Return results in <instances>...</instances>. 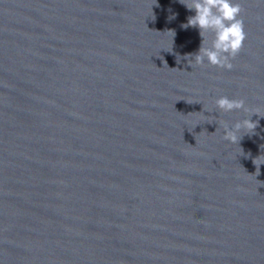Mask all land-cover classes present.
<instances>
[{"label":"water","instance_id":"95a60500","mask_svg":"<svg viewBox=\"0 0 264 264\" xmlns=\"http://www.w3.org/2000/svg\"><path fill=\"white\" fill-rule=\"evenodd\" d=\"M234 2L227 71L179 0H0V264H264V118L219 127L264 116V0Z\"/></svg>","mask_w":264,"mask_h":264},{"label":"clouds","instance_id":"9594fccd","mask_svg":"<svg viewBox=\"0 0 264 264\" xmlns=\"http://www.w3.org/2000/svg\"><path fill=\"white\" fill-rule=\"evenodd\" d=\"M179 3L189 11L195 12L194 16L187 18V23L182 27L198 29L202 38L198 52L186 57L189 66L191 67L194 63L195 66H213L231 71L232 61L241 52L247 38L240 4L235 3L234 0H179ZM168 32L174 37L173 31ZM215 106L224 113L241 110L247 113L249 111L244 99H229L227 96L216 99ZM253 115L264 118L254 113L248 118L237 121L231 128L227 122L220 121L219 127L224 129L222 139L239 145L245 135H254L259 122L252 121ZM252 162L256 167V176H258L260 166L264 164V156L261 155Z\"/></svg>","mask_w":264,"mask_h":264}]
</instances>
